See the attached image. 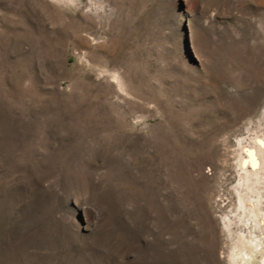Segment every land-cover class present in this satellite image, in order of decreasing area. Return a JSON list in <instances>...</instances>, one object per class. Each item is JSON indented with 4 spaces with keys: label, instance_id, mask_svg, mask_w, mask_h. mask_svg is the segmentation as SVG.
Instances as JSON below:
<instances>
[{
    "label": "rangeland",
    "instance_id": "obj_1",
    "mask_svg": "<svg viewBox=\"0 0 264 264\" xmlns=\"http://www.w3.org/2000/svg\"><path fill=\"white\" fill-rule=\"evenodd\" d=\"M262 126L264 0H0V264H232Z\"/></svg>",
    "mask_w": 264,
    "mask_h": 264
},
{
    "label": "bare ground",
    "instance_id": "obj_2",
    "mask_svg": "<svg viewBox=\"0 0 264 264\" xmlns=\"http://www.w3.org/2000/svg\"><path fill=\"white\" fill-rule=\"evenodd\" d=\"M252 129L253 127L248 129L249 134H245L246 137L236 141L237 168H235L237 169L238 182L233 190L238 205L236 213L234 212V218L238 224L242 225V229L237 228L241 230L239 231L241 233L238 234L239 243L238 241L234 242V250L231 254L232 264H264V132ZM234 149L232 150L234 151ZM231 221L229 218L226 224L232 234L234 229H231ZM240 245H244L245 248L249 246L253 254H249V251L247 252L245 249L240 250V247L238 251L235 250ZM255 253L256 255L257 253L261 254L258 261H254Z\"/></svg>",
    "mask_w": 264,
    "mask_h": 264
}]
</instances>
